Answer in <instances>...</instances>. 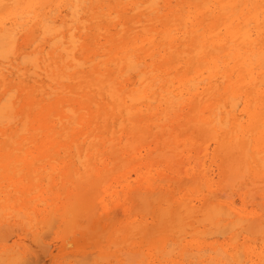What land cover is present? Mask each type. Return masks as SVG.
<instances>
[{
  "label": "bare ground",
  "instance_id": "obj_1",
  "mask_svg": "<svg viewBox=\"0 0 264 264\" xmlns=\"http://www.w3.org/2000/svg\"><path fill=\"white\" fill-rule=\"evenodd\" d=\"M155 190L117 264H264V0H0V230L47 247Z\"/></svg>",
  "mask_w": 264,
  "mask_h": 264
},
{
  "label": "rangeland",
  "instance_id": "obj_2",
  "mask_svg": "<svg viewBox=\"0 0 264 264\" xmlns=\"http://www.w3.org/2000/svg\"><path fill=\"white\" fill-rule=\"evenodd\" d=\"M207 165H209V162H207ZM164 168V167H163ZM163 168H161V169H163ZM218 180L217 179H215V182H217ZM132 186H133V188H131L132 190L133 189H137L138 190V186L139 185H136V184H132ZM216 187V188H215ZM136 190V191H137ZM213 190H216V193L219 191V188L217 187V185L215 184L214 185V187H213ZM218 190V191H217ZM156 192H154V201H152V199H153V197L152 198H147V197H145V196H140V197H138V199L136 198L135 199V207H132V203H130V202H128L129 203V205H130V207H131V209H133V210H131V212H130V217L129 218H125V216H123V215H121L122 213H121V210L119 209V207L115 204V200H117L116 198H114V197H112V199H111V201L110 200H108V202H109V204H107V207L106 208H108V210H109V212H111L112 214L111 215H114V216H112V218H114V219H104L103 221H102V223H101V225L100 224H96V223H87V222H85L84 221V224H83V221H78V222H76L75 224H74V226H73V229L72 230H70V231H65V230H63V228H61V226H59V224L58 223H53L52 224V226H51V228L52 227H55V228H53V229H48L47 230V232L48 233H46L48 236H46L47 238H45V233H44V230H43V233H42V235H41V242H39L37 239V241L39 242V244L40 243H42V244H40V246L41 245H44V244H46V245H48L47 247H48V252H47V247L44 245V247H39V245H38V243H36L35 242V238H33V236L32 235H30V233H26V235L24 234V233H22L21 231H19L18 230V232L17 233H15V234H13V236H11L12 235V233L11 232H9V231H7L5 228L3 229V230H5L4 231V233L2 234L1 233V231H3V230H0V233L2 234H0V236H2L1 237V240L2 241H0V242H2V243H0V246L1 247H3L2 245H4V248L6 249V250H4V248H3V251L1 252L0 251V254L1 253H4V252H9V250L10 251H12L14 248H18V249H16V250H19V251H24L25 250V247H27L28 246V248L30 249V252L28 253V248L25 250L29 255H31V257H29V256H24V258H25V262H23V264H27V261H28V263H31V264H52L53 263V261H54V263L53 264H57V262H58V264H67L68 262H69V264H73V262H76V261H74V260H76V258H82V257H84L83 259H84V261L87 259H89L90 258V256L93 254V253H96L95 255H96V257L97 256H99V258H95L94 257V255H92L91 256V260L88 262L87 260V263H89V264H93V263H95V264H103L104 262H105V264L107 263V264H114L113 262L115 261V263L117 264V258H116V256L119 254V250L121 251V246H119V248H118V246H116V245H120V237H121V231H122V229H124L125 230V228L127 227V225L128 224H130V222L131 221H133V220H142V223H144V226H148L147 228H154V226H156L158 223H157V220H158V218L156 217L155 218V215L154 214H152L151 213V211H149L151 208H153V207H156V206H158L161 202H162V200H163V197L161 196V194H160V191L159 190H155ZM191 191L189 190V192L187 191V194H189ZM157 193V194H156ZM219 193V195H222L220 198V200H223V201H221L223 204H226L225 202H228L227 204H229L230 202H233V201H231L230 200V198H228L226 195H223V194H221L220 192H218ZM217 193V194H218ZM121 197V201H124L125 199H123L122 198V196H120ZM155 197H156V200H155ZM194 198H200V196L198 197V196H195ZM227 200H225V199ZM147 199H149V200H151V206L152 207H150V201L148 202V200ZM230 201H229V200ZM258 199H260V198H258ZM257 199V197H256V199L252 202V204H251V206L252 207H254V209H256V210H258V211H261L263 208H262V206H261V204L264 206V203L261 201V200H258ZM158 200V201H157ZM166 200H168V198L166 197L165 198V201ZM248 200H250V199H248ZM146 202V206H145V204H143V202ZM155 201H156V205H155ZM164 201V200H163ZM256 201H257V204L259 205V207H258V205H256ZM144 202V203H145ZM153 202V203H152ZM160 202V203H159ZM112 203V205H110ZM128 203H127V205H128ZM155 206H154V205ZM110 205V206H109ZM128 205V206H129ZM149 205V206H148ZM168 205V204H167ZM167 205H165L164 206V208L167 206ZM134 206V205H133ZM260 206H261V208L262 209H260L259 210V208H260ZM117 208V209H116ZM143 208V209H142ZM146 208V209H145ZM150 208V209H149ZM118 210L119 209V211H120V214H118V212L119 211H116V210ZM104 210V209H103ZM102 210V211H103ZM107 210V211H108ZM114 210L116 211V213L114 212ZM264 210V209H263ZM113 212H114V214H113ZM134 212V213H133ZM147 212V213H146ZM262 213H264L263 211H261ZM141 213H142V215H141ZM146 213V214H145ZM116 214H118V216H116ZM136 214V215H135ZM110 215V216H111ZM132 215H133V217H135V216H137V217H135V218H133L132 217ZM135 215V216H134ZM139 215V216H138ZM120 216H122V217H120ZM141 216V217H140ZM142 216H146V217H142ZM140 217V218H139ZM132 218V219H131ZM117 219V220H116ZM127 219V220H126ZM114 222H113V221ZM126 221V222H125ZM149 221V222H148ZM109 222V223H108ZM148 222V223H147ZM79 223V224H78ZM111 223H114V224H111ZM122 223H124V224H122ZM78 224V225H77ZM86 224V225H85ZM89 224V225H88ZM99 225V226H94V225ZM104 224V225H103ZM125 224H127V225H125ZM78 227H77V226ZM79 225H80V228H79ZM57 226H58V228H57ZM93 226V227H92ZM97 227V228H96ZM101 230H100V229ZM104 229V230H103ZM155 230H158L159 229V226L157 227V228H154ZM49 230L51 231V232H49ZM55 232H54V231ZM82 230V231H81ZM94 230V231H93ZM108 230V231H107ZM115 230H118L119 231V233L117 234V232L118 231H115ZM7 231V234H8V232L9 233H11V235L9 236V235H6V232ZM72 231V232H71ZM86 231H88L89 233H87ZM107 231V232H106ZM154 231V230H153ZM113 232H115L116 233V236H114L113 237V235H115V233L113 234ZM123 232V231H122ZM49 233L51 234L52 233V235H49ZM86 233V234H85ZM105 233H106V236H105ZM6 236H5V235ZM27 234H29V236H27ZM43 234H44V236H43ZM24 235V236H23ZM71 235V236H70ZM87 235H88V237H87ZM100 235L102 236V237H100ZM158 235V234H157ZM4 236V237H3ZM55 236H57V237H55ZM74 236V237H73ZM104 236H105V238H104ZM156 236V235H155ZM6 237L8 238V237H10V238H8L7 240H5V242H4V239H2V238H5L6 239ZM18 237V238H17ZM47 240H45L44 241V238ZM87 237V238H86ZM20 238V239H19ZM87 240H86V239ZM104 238V239H103ZM111 238V239H110ZM113 238L115 239L114 241H112L113 240ZM118 238V239H117ZM34 239V240H33ZM62 239V240H61ZM101 239H103V240H101ZM117 239V240H116ZM49 240V241H48ZM91 240V241H90ZM114 243V245L112 244V242ZM15 243H14V242ZM20 241H22V242H20ZM88 241V242H87ZM104 241H105V243H104ZM119 241V242H118ZM26 242V245H23V243H25ZM43 242H44V244H43ZM47 242V243H46ZM110 244H109V243ZM118 242V243H117ZM4 243V244H3ZM6 243H7V245L9 246V244H10V246H11V248H10V246L9 247H7V245H6ZM9 243V244H8ZM11 243H14V245L13 244H11ZM19 243V244H18ZM22 243V244H21ZM27 243H29V245L27 244ZM21 244V245H20ZM34 244H36V245H34ZM69 244V245H68ZM91 244V245H90ZM113 246H112V245ZM147 243H144V245L143 246H145V248H149V246L150 245H146ZM12 245H13V247H12ZM22 245L23 246H25V247H22ZM94 247H93V246ZM111 245V246H110ZM6 246V247H5ZM93 248H92V247ZM116 246V249L114 248ZM31 247V248H30ZM39 247V249H38V251H36L37 250V248ZM65 247V248H64ZM71 247V248H70ZM22 248V249H21ZM24 248V249H23ZM45 248V249H44ZM61 248V249H60ZM66 248H68V249H71V250H65ZM82 248V249H81ZM89 250H88V249ZM93 250H92V249ZM95 248V249H94ZM117 251V252H115L114 253V249ZM21 249V250H20ZM35 249V250H34ZM41 249V250H40ZM86 249V250H85ZM113 249V250H112ZM0 250H2V248H0ZM40 250V251H39ZM44 250V251H43ZM64 250V251H63ZM31 251L33 252L32 254H30L31 253ZM58 253H57V252ZM95 251V252H94ZM98 251V252H97ZM110 251H111V253H110ZM46 252H47V254H46ZM64 252V253H63ZM87 252H89V253H87ZM104 252V253H103ZM108 252V253H107ZM56 253V254H55ZM69 254V259L70 260H67V258H66V255L68 256V254ZM78 253V254H77ZM82 253V254H81ZM87 253V254H86ZM92 253V254H91ZM113 253H114V257L112 256L113 255ZM27 254V255H28ZM46 254V255H45ZM73 254V255H72ZM77 254V255H76ZM85 254V255H84ZM107 254V255H106ZM110 255V258L108 259V261L106 260V259H104L105 261H103V263L101 262L102 261V256L104 255V256H109ZM33 255H35V258H36V260L34 261V260H32L33 259ZM44 255V256H43ZM70 255H72L73 257H71ZM78 256V257H76V256ZM88 255V256H87ZM100 255H102V256H100ZM38 256V257H37ZM57 256V257H56ZM63 256H65V263H64V261H62V258H63ZM80 256H82V257H80ZM85 256H86V259H85ZM111 256L115 259V260H113L112 258H111ZM40 257H42V258H40ZM52 257V258H51ZM59 257L61 258V259H59ZM75 257V258H74ZM89 257V258H88ZM92 257H94V258H92ZM27 258L28 259H30V260H27ZM55 258V259H54ZM72 258V259H71ZM74 258V259H73ZM77 259V263L79 262V260H82L83 261V259ZM105 258H108V257H105ZM124 258V257H123ZM40 259V260H39ZM54 259V260H53ZM64 259V258H63ZM97 259V260H96ZM99 259H101V261L99 260ZM112 259V260H111ZM42 260V261H41ZM48 260H50V262L48 261ZM59 260V261H58ZM60 260H61V262H60ZM72 260V261H71ZM94 260H96V261H94ZM32 261V262H31ZM83 261V262H84ZM107 261V262H106ZM111 261V262H110ZM40 262V263H39ZM52 262V263H51ZM80 264H85L86 262H84V263H81V262H79ZM86 263V264H87ZM167 262L165 261V264H166ZM76 264V263H75ZM162 264H164V263H162ZM167 264H173V263H167ZM183 264H187V262H183Z\"/></svg>",
  "mask_w": 264,
  "mask_h": 264
}]
</instances>
